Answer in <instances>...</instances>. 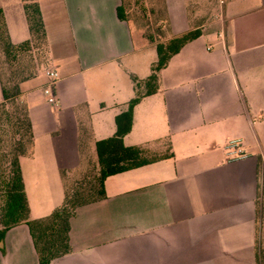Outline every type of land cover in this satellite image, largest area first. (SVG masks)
Listing matches in <instances>:
<instances>
[{"label":"crops","instance_id":"0c3cea01","mask_svg":"<svg viewBox=\"0 0 264 264\" xmlns=\"http://www.w3.org/2000/svg\"><path fill=\"white\" fill-rule=\"evenodd\" d=\"M195 31L123 139L153 161L105 180L106 198L77 209L72 250L52 264H257L264 0H0V104L19 98L32 122L20 158L32 220L98 167L96 144L115 136L157 45ZM233 140L247 158L232 160ZM0 264H39L27 224L7 232Z\"/></svg>","mask_w":264,"mask_h":264},{"label":"trees","instance_id":"16d2710c","mask_svg":"<svg viewBox=\"0 0 264 264\" xmlns=\"http://www.w3.org/2000/svg\"><path fill=\"white\" fill-rule=\"evenodd\" d=\"M125 11L119 10L120 19H125ZM200 35L199 31L190 32L167 44L157 45L158 61L153 66L152 75L145 81L132 77L137 94L129 103L128 110L116 118L117 132L114 137L97 142L98 167L94 187L89 193L77 185L65 192L61 205L48 217L32 220L25 190L20 158L30 150L34 134L27 107L19 104L17 97L0 104V127L6 122L15 140L13 150L1 152L0 147V244L3 247L7 232L20 224H27L39 256V264H52L54 260L66 256L72 250L70 241L71 220L79 207L106 198L105 180L113 175L147 165L153 158H147L142 149L126 147L124 137L133 126L135 106L146 96L157 92L159 72L167 66L171 58L190 41ZM151 40H154L150 37ZM22 103V102H21ZM5 162V163H3ZM259 200L264 194V166H259ZM73 183V184H74ZM93 184V183H92ZM257 264H264V249L257 247Z\"/></svg>","mask_w":264,"mask_h":264},{"label":"rangeland","instance_id":"374dc122","mask_svg":"<svg viewBox=\"0 0 264 264\" xmlns=\"http://www.w3.org/2000/svg\"><path fill=\"white\" fill-rule=\"evenodd\" d=\"M157 54H158V50H157ZM13 79H14V77H13ZM19 104L22 106L23 103H21V101H19ZM17 137L18 136H14L12 130L9 128V126L5 122L3 124V126L0 127V147L2 149L1 152H4V153L11 152V150H13L15 140ZM83 149L86 150V155L88 153L90 154L91 147H89V149H88V146H85V144H84ZM83 154H85L84 151H83ZM94 154H95V152H94ZM3 163H5V162H3ZM70 178H71V176H70ZM95 178H97L96 166L91 164L90 167L87 169L86 173L84 175H82L81 177H79V179H77L75 183H77V185L82 186L84 189H86V191H84V193H89V190H91V188L94 187V185H95L94 184ZM32 179L36 180V178L34 176H32ZM75 183L74 184L72 182L67 183L65 185V192L70 190V189L72 192L73 189H75V187L77 186V185H75ZM29 186H31V188L33 189L35 184L31 181L29 183ZM53 197H55L54 192H53ZM31 198H33V203L35 204V206L44 202V200H42L41 202L36 200V197L34 199L33 196ZM55 208L53 207V209H51V211H48V213H46V214H45V211L44 212L42 211L41 213H37V214H45V215H43V217H41V218H45V217H48L49 215H51L53 213V211L55 210ZM258 209H259V234H258V241H257L258 246L257 247H258V249L259 248L264 249V194H262V196L259 200Z\"/></svg>","mask_w":264,"mask_h":264},{"label":"built area","instance_id":"2783aa9c","mask_svg":"<svg viewBox=\"0 0 264 264\" xmlns=\"http://www.w3.org/2000/svg\"><path fill=\"white\" fill-rule=\"evenodd\" d=\"M46 76L49 78L50 82L44 88L43 92L48 103L54 106L58 103L55 85L60 79V75L57 70L49 69L46 71ZM226 149L228 153L232 155V160H242L248 157L247 151L244 149L241 140L230 141Z\"/></svg>","mask_w":264,"mask_h":264}]
</instances>
